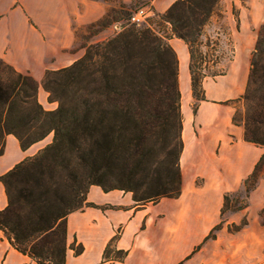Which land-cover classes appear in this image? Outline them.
Here are the masks:
<instances>
[{
  "label": "crops",
  "instance_id": "crops-1",
  "mask_svg": "<svg viewBox=\"0 0 264 264\" xmlns=\"http://www.w3.org/2000/svg\"><path fill=\"white\" fill-rule=\"evenodd\" d=\"M132 1L121 0L125 4ZM174 1L144 0L142 4L161 14ZM111 6L108 0H0V59L34 78L39 103L53 109L41 86L43 75L82 56L79 31L103 18ZM229 31L232 49L222 74L204 76L205 98L197 100L194 110L182 109L179 195L137 204L129 192L103 191L91 185L86 200L94 205L66 217L64 264L263 262L264 222L256 224L254 213L264 208V165L251 187L249 205L232 213L227 222L237 223L246 216L248 223L235 233H221V226L213 238H206L219 222L224 195L243 186L264 154V146L244 140L243 126L232 121L246 88L254 37L243 20L238 27L230 23ZM168 42L177 56L178 85L184 100L191 94L189 50L178 38ZM50 140L51 134L22 149L13 134H6L0 177ZM6 205L0 181V210ZM78 246L81 250L76 253ZM107 246L109 257L104 254ZM114 251L125 255L119 260L112 255ZM0 264L37 263L16 250L0 230Z\"/></svg>",
  "mask_w": 264,
  "mask_h": 264
},
{
  "label": "trees",
  "instance_id": "trees-1",
  "mask_svg": "<svg viewBox=\"0 0 264 264\" xmlns=\"http://www.w3.org/2000/svg\"><path fill=\"white\" fill-rule=\"evenodd\" d=\"M217 3L218 0H175L160 14L161 20L170 27L168 34L158 35L149 27L131 28L106 42L88 46L85 53L69 66L46 71L41 85L48 95V102L57 103L53 109H45L39 103L38 83L34 78L0 59V152L6 134H13L22 149L51 134L50 142L0 177L7 195V205L0 210V230L16 250L37 264H64L67 215L94 205L86 200L90 185L100 186L103 191L116 188L103 185L104 173L100 170L115 161L118 151L137 150L140 131L138 134L136 125L141 124L144 128L149 115L155 121L158 117L162 119L158 124L162 127L175 125V119L179 124L178 60L168 42L170 38H178L187 45L191 94L196 100L205 98L202 88L205 74L195 71L194 46ZM109 12L89 26L104 21ZM132 43L148 49L147 61L132 62L133 55L129 52ZM152 54L158 56V62L152 60ZM162 65L171 76L167 100L162 109L154 110L157 114L152 116L143 103V76ZM119 67L121 82L116 85ZM218 74L222 71L211 76ZM242 99L247 102L244 140L264 145V23L251 53L246 88L239 100ZM179 142L182 150V140ZM263 160L264 155L258 162ZM74 161L87 166L84 175L67 169ZM55 166L65 171L68 189L58 197L59 202L65 203L69 199L74 202L64 210L55 203L39 207L40 192L46 190L47 185L34 189L38 180L48 177V172ZM256 167L244 184L254 177ZM172 174L169 181L174 184L169 188L158 190L156 184L153 193L132 196L133 200L144 204L149 202H143L148 198L156 201L160 197H177L181 182L179 163ZM226 200L227 194L223 197L221 213ZM238 229L237 226L233 231ZM217 230L219 223L212 227L206 238H213ZM80 250L81 246L75 248L76 253ZM110 252L107 246L105 257H109ZM114 254L120 260L125 252L114 251Z\"/></svg>",
  "mask_w": 264,
  "mask_h": 264
},
{
  "label": "rangeland",
  "instance_id": "rangeland-1",
  "mask_svg": "<svg viewBox=\"0 0 264 264\" xmlns=\"http://www.w3.org/2000/svg\"><path fill=\"white\" fill-rule=\"evenodd\" d=\"M108 2L113 6H111V10L106 19L100 23L93 24L91 27L87 26L78 33L82 44V55L85 53V49H87L88 46L106 42L131 28L142 29L144 27H149L158 35H166L170 32L169 25L161 20L160 14L153 13L150 8L142 4L144 0H134L129 4H125L121 2V0H108ZM140 8H145L149 12L148 17L140 24L131 23L129 20L131 13ZM242 20L246 25L247 32H252L253 34L254 50L261 25L264 23V0H218L213 13L201 31L198 42L194 46L195 63L197 65V68H195L196 73L200 75L203 73L205 76H211L213 73L223 71L232 49L229 24H236L238 27ZM250 28L251 31L249 30ZM130 47L129 52L133 55L132 62H134V64H138L140 61L143 63L142 60H148L147 54L149 51L147 48H142L134 43H132ZM152 58V60L156 59L157 62L159 61L158 56L152 54ZM163 65L161 67H155L154 72L149 71V74H147L148 76H143L144 81L142 80L144 84L143 103H145V108L152 116L157 114L154 110L157 108L162 109L167 100V84L170 82L171 76L169 73L170 71L164 68ZM120 70V67L117 68L118 75L116 79L117 83L115 82L116 85L121 82ZM44 75L41 79V83ZM183 94L185 95L184 92ZM50 103H53L54 108L57 106L56 102ZM196 103L197 100L192 94H189V96L187 98L185 97L183 100L180 92L179 124L178 119L177 121L175 119V125L162 127L158 125L162 119L158 117L155 121L154 119L152 120L150 115L148 124L145 125L144 128L141 124H137L138 134L140 131L137 140V150H129V152H124L123 150L118 151L115 161L110 166L102 167L100 172L104 173L101 178L103 185L105 187H116L114 189L117 190L123 188V191L129 192L131 196L143 197L149 193H153L156 184L158 190H161L162 187L169 188L174 184L172 182L170 183L169 180L172 179V173L179 163L177 157L179 155V150H181L179 141L181 139L180 133L183 118L182 109H188L189 111L192 109L194 110ZM246 110L247 102L242 99L236 103L235 112L233 114V120L237 124L242 125L243 129ZM122 139L121 137V140ZM258 163L254 177H252L248 183H243L240 189L227 194V200L224 201L223 211L217 220V222L219 221V229L221 226L224 227L221 233H235L248 223V218L243 216L237 223L231 222L227 224L232 213L238 212L249 205L248 197L251 187L256 182L264 165V162ZM67 169L70 172L82 176L86 173L87 166L79 165L78 162L74 161L69 164ZM47 175L48 177L45 176L43 179L38 180L36 186H34V189L38 190L41 189V185H47L46 190H43L42 193L40 192V199L37 201L38 206L43 207L44 204L51 203L53 205L55 203L59 205L60 210H64L66 207L74 205L71 199L65 203L62 201L59 202L58 200V197L62 193L64 194L68 191L64 180L65 171L55 166ZM36 177L38 178V175ZM34 184L35 183L32 185ZM150 200L153 201V198L145 199L143 202H151ZM254 218L256 224L264 222V208L255 211ZM225 225H227V227H225ZM232 225L236 226L234 227ZM237 226L240 229L233 231ZM214 233H217V231H214ZM112 255L114 256L116 254ZM261 264H264V260Z\"/></svg>",
  "mask_w": 264,
  "mask_h": 264
},
{
  "label": "built area",
  "instance_id": "built-area-1",
  "mask_svg": "<svg viewBox=\"0 0 264 264\" xmlns=\"http://www.w3.org/2000/svg\"><path fill=\"white\" fill-rule=\"evenodd\" d=\"M148 15L149 12L145 8H140L131 13L129 20L133 24H140L146 20Z\"/></svg>",
  "mask_w": 264,
  "mask_h": 264
}]
</instances>
